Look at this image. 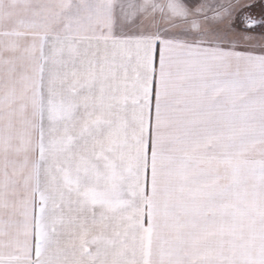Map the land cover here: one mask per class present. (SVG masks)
Returning <instances> with one entry per match:
<instances>
[{
    "label": "crops",
    "instance_id": "crops-1",
    "mask_svg": "<svg viewBox=\"0 0 264 264\" xmlns=\"http://www.w3.org/2000/svg\"><path fill=\"white\" fill-rule=\"evenodd\" d=\"M121 10L59 2L41 43V142L0 151V264H188L212 221L223 235L239 221L264 52L184 27L132 32Z\"/></svg>",
    "mask_w": 264,
    "mask_h": 264
},
{
    "label": "rangeland",
    "instance_id": "rangeland-1",
    "mask_svg": "<svg viewBox=\"0 0 264 264\" xmlns=\"http://www.w3.org/2000/svg\"><path fill=\"white\" fill-rule=\"evenodd\" d=\"M59 2L0 0V151L41 142V43L46 30L58 29ZM120 6L132 32L169 35L184 27L188 36L264 52V0H120ZM257 138L264 134H244L239 221L228 223L226 235L212 221L210 250L201 240L188 264H264V140ZM175 257L187 264L186 255Z\"/></svg>",
    "mask_w": 264,
    "mask_h": 264
},
{
    "label": "water",
    "instance_id": "water-1",
    "mask_svg": "<svg viewBox=\"0 0 264 264\" xmlns=\"http://www.w3.org/2000/svg\"><path fill=\"white\" fill-rule=\"evenodd\" d=\"M257 22H255L254 24L252 23L251 25H255Z\"/></svg>",
    "mask_w": 264,
    "mask_h": 264
}]
</instances>
